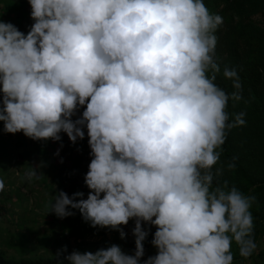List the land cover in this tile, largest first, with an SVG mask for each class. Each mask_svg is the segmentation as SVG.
Wrapping results in <instances>:
<instances>
[{"label": "clouds", "instance_id": "9594fccd", "mask_svg": "<svg viewBox=\"0 0 264 264\" xmlns=\"http://www.w3.org/2000/svg\"><path fill=\"white\" fill-rule=\"evenodd\" d=\"M28 3L34 23L26 35L0 21L3 131L53 141L63 132L75 144L86 129L87 198L59 191L45 213L62 219L78 209L91 227L111 228L122 239L120 226L130 219L135 225L134 254L113 244L74 250L67 264H140L148 235L142 223L155 226L157 249L143 264H233V241L250 257L257 248L249 210L255 197L227 181L213 187L222 173L213 171L217 149L227 130L245 124V113L229 123L226 112L230 98L242 99L237 72H223L236 89L231 96L214 83L222 17L203 0ZM39 167L26 178H38Z\"/></svg>", "mask_w": 264, "mask_h": 264}, {"label": "trees", "instance_id": "16d2710c", "mask_svg": "<svg viewBox=\"0 0 264 264\" xmlns=\"http://www.w3.org/2000/svg\"><path fill=\"white\" fill-rule=\"evenodd\" d=\"M19 1L21 0H0V16L7 15L14 22H21L24 10L31 8L29 3L24 5ZM203 2L210 14L219 15L223 19L222 25L214 32L217 37L215 60L220 68L214 83L229 96L236 91L232 86L233 81L223 75L224 69L228 68L237 72L241 84L242 99L235 101L230 98L228 101V122H233L237 114L245 113V124L227 130L224 144L217 149L220 155L213 171L220 168L222 173L214 177L213 187L227 181L230 188L234 186L244 196L255 197L249 210L253 217V239L257 248L250 257L244 258L239 255L238 246L233 241L231 252L233 264H264V0ZM27 138L22 132L5 133L3 122L0 121V180L8 181L9 186L15 185L18 180L28 193H47L46 203L51 202L59 191L70 196L77 191L87 193L84 177L91 161L87 133L82 140L78 139L80 147L77 148L81 155L87 156L86 159L76 154L62 162L58 157L61 154L48 152L50 141L30 138L32 141L29 143ZM57 143L59 141L54 142L55 145ZM73 150V146H68L69 153H73ZM229 163H234L235 167L229 168ZM38 165V178L27 179L25 174L31 167L36 168ZM16 172L18 177L12 178ZM18 183L16 184L21 187ZM0 193L21 191L17 189ZM69 210L74 212L71 219H75L79 210ZM143 226L148 235L143 241L144 256L141 257L140 264L149 256L157 254V249L151 244L156 228L146 223ZM102 234L105 235V232ZM113 244L119 245L125 254H134L130 246L118 242H110L107 246ZM59 261L67 264L62 255L11 257L0 249V264H58Z\"/></svg>", "mask_w": 264, "mask_h": 264}, {"label": "rangeland", "instance_id": "374dc122", "mask_svg": "<svg viewBox=\"0 0 264 264\" xmlns=\"http://www.w3.org/2000/svg\"><path fill=\"white\" fill-rule=\"evenodd\" d=\"M19 3L25 5L28 3V0H21ZM26 11H28V14ZM30 12L31 9H25L21 16L22 20L18 23L14 22L13 18H8L7 15L0 16V20L12 23L19 31L26 35L34 23L30 18ZM83 110L84 107H81L72 119L78 118ZM84 132L87 133L86 129H84ZM59 135L61 136V140L56 145L54 144L55 141L48 140L51 142L47 146L49 153L54 152L53 154L55 155L61 154L62 156H58L61 161L72 157V155L76 156V154L86 159L87 156H83L78 152L80 151L77 149L80 147L78 140L73 144L65 133L61 132ZM27 139L31 143L32 140L30 138ZM68 146H73V153H69ZM81 152L84 151L82 150ZM89 157L92 159L90 155ZM13 177H18V172L14 173ZM3 182L4 188L0 191L17 189L21 191V193H0V249L4 250L8 256L57 254L58 250L65 246L67 251L61 254L64 257L74 250L80 253H95L99 249L108 248L107 245L110 242H118L130 246L131 252L135 251V237L132 234V229L135 226L134 220L130 219L127 225L120 226L125 233V237L122 239L119 232L111 228L91 227L90 222L84 221L79 211L75 219H71V216L61 219L53 213L46 214L45 206L50 204V202L46 203L47 193H38L36 191L28 193L18 183V180L12 186L8 185V181ZM89 191L87 188L85 191L87 193H84L83 199L87 198ZM52 202L54 203L55 201L53 200ZM143 224L145 223H142V227L144 228ZM102 232H105V235Z\"/></svg>", "mask_w": 264, "mask_h": 264}]
</instances>
